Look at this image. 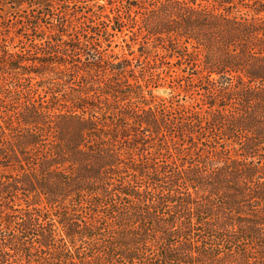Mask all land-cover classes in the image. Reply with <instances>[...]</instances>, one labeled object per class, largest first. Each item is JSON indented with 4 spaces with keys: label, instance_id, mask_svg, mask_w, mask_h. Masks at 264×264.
<instances>
[{
    "label": "trees",
    "instance_id": "obj_1",
    "mask_svg": "<svg viewBox=\"0 0 264 264\" xmlns=\"http://www.w3.org/2000/svg\"><path fill=\"white\" fill-rule=\"evenodd\" d=\"M0 264H264V0H0Z\"/></svg>",
    "mask_w": 264,
    "mask_h": 264
},
{
    "label": "rangeland",
    "instance_id": "obj_2",
    "mask_svg": "<svg viewBox=\"0 0 264 264\" xmlns=\"http://www.w3.org/2000/svg\"><path fill=\"white\" fill-rule=\"evenodd\" d=\"M2 29H5V26H3ZM15 30H17V27L16 26H13L12 27V31L10 33V36H14L15 35ZM17 41L18 40L15 39V41H14V43L12 45L16 44ZM116 41L117 42H120L121 39L117 38ZM134 49H135V56H140V51L138 50L137 45H135ZM116 51H118V50L116 49ZM129 57H132V56H129ZM152 93L154 95H156V96H159V97H169L170 96V88H168L167 86H160V87H157V88H153L152 89ZM144 94H145V96H146L147 99H151V96H150L148 90H146L144 92ZM182 95H184V93H182ZM182 95H180V96H182ZM189 101H190V99L187 98L186 99V102H189Z\"/></svg>",
    "mask_w": 264,
    "mask_h": 264
}]
</instances>
